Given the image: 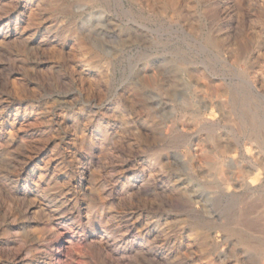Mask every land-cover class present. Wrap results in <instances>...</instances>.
<instances>
[{"label":"rangeland","instance_id":"374dc122","mask_svg":"<svg viewBox=\"0 0 264 264\" xmlns=\"http://www.w3.org/2000/svg\"><path fill=\"white\" fill-rule=\"evenodd\" d=\"M184 2L0 0V264L264 262V0Z\"/></svg>","mask_w":264,"mask_h":264},{"label":"bare ground","instance_id":"6f19581e","mask_svg":"<svg viewBox=\"0 0 264 264\" xmlns=\"http://www.w3.org/2000/svg\"><path fill=\"white\" fill-rule=\"evenodd\" d=\"M162 1V0H161ZM182 1V0H181ZM135 2V1H134ZM150 2V1H149ZM176 2V1H175ZM185 2H186V0H185ZM184 2V3H185ZM208 2V1H207ZM224 2V1H223ZM247 2V1H246ZM262 2V1H261ZM199 3V2H198ZM227 3V2H226ZM231 3V2H230ZM254 3V2H253ZM152 4V3H151ZM156 4V3H155ZM201 4V3H200ZM208 4V3H207ZM131 5V4H130ZM188 5V4H187ZM227 5V4H226ZM242 5V4H241ZM245 5V4H244ZM263 5V4H262ZM123 6V5H122ZM142 6V5H141ZM157 6V5H156ZM163 6V5H162ZM167 6V5H166ZM172 6H175V3L173 2V5ZM199 6V5H198ZM201 6V5H200ZM213 6H215V5H213ZM246 6V5H245ZM129 7V6H128ZM149 7V6H148ZM155 7V6H154ZM207 7V6H206ZM222 7V6H221ZM250 7V6H249ZM262 7V6H261ZM144 8V7H143ZM159 8V7H158ZM243 8H245V7H243ZM178 9V8H177ZM123 10V9H122ZM125 10V9H124ZM138 10V9H137ZM143 10V9H142ZM159 10V9H158ZM185 10V9H184ZM195 10L197 11L198 10V8L196 9L195 8ZM213 10V9H212ZM128 11V10H127ZM156 12H158L157 10H155ZM168 11V10H167ZM238 12L240 11V10H237ZM172 12V11H171ZM185 12V11H184ZM206 12H208V11H206ZM211 12V11H210ZM235 12V11H234ZM241 12V11H240ZM250 12V11H249ZM248 12V13H249ZM139 13V12H138ZM205 13V12H204ZM209 13V12H208ZM227 13V12H226ZM246 13H247V10H246ZM129 14H131V13H129ZM180 14V13H179ZM224 14H225V12H224ZM158 15V14H157ZM170 15H171V13H170ZM169 15V16H170ZM200 15V14H199ZM223 15V14H222ZM238 15V14H237ZM256 15H258V14H256ZM146 16H147V13H146ZM165 16V15H164ZM175 16V15H174ZM179 16V15H178ZM185 16V15H184ZM135 17V16H134ZM253 17V16H252ZM264 17V16H263ZM130 18V17H129ZM161 18V17H160ZM215 18V17H214ZM128 19V18H127ZM135 19H136V17H135ZM205 19H207V18H205ZM143 20V19H142ZM162 20H163V18H162ZM224 20V19H223ZM234 20V19H233ZM247 20V19H246ZM155 21V20H154ZM170 21H172V20H170ZM193 21V20H192ZM219 21V20H218ZM221 21V20H220ZM191 22V21H190ZM142 23V22H141ZM148 23V22H147ZM164 23H165V21H164ZM183 23V22H182ZM129 24V23H128ZM133 24H134V22H133ZM172 24H174V23H172ZM176 24V23H175ZM181 24V23H180ZM191 24V23H190ZM131 25V24H130ZM137 25H139V24H137ZM150 25V24H149ZM153 25V24H152ZM162 25H164V24H162ZM166 25V24H165ZM250 25H251V23H250ZM141 26V25H140ZM143 26V25H142ZM158 26V25H157ZM167 26V25H166ZM172 26V25H171ZM194 26V25H193ZM202 26V25H201ZM206 26V25H205ZM212 26H213V24H212ZM225 26V25H224ZM159 27V26H158ZM184 27V26H183ZM186 28H188L187 26H186ZM185 28V29H186ZM189 28H191V27H189ZM211 28V27H210ZM130 29V28H129ZM148 29V31H149V28H147ZM146 29V30H147ZM152 29V28H151ZM156 29H158V28H156ZM156 29L154 30V31H156ZM175 29H176V27H175ZM180 29H182V28H180ZM218 29V28H217ZM251 29H253V28H251ZM126 30V29H125ZM133 30V29H132ZM153 30V29H152ZM168 30V29H167ZM174 30V29H173ZM165 31V30H164ZM171 31V30H170ZM199 31H200V29H199ZM198 31V32H199ZM225 31H226V29H225ZM228 31V30H227ZM249 31V30H248ZM261 30H259V32H260ZM141 32V31H140ZM162 32V31H161ZM167 32H169V31H167ZM208 31H206V33H207ZM211 32V31H210ZM251 32V31H250ZM130 33V32H129ZM148 33H150V32H148ZM156 33V32H155ZM163 33V32H162ZM173 33V32H172ZM176 33V32H175ZM180 33V32H179ZM184 33V31H182V34ZM216 33V32H215ZM219 33H220V31H219ZM230 33V32H229ZM228 33V34H229ZM235 33V32H234ZM131 34V33H130ZM142 34V33H141ZM144 34V33H143ZM174 34V33H173ZM189 34H191L190 32H189ZM218 34V33H217ZM227 34V35H228ZM238 34V33H237ZM242 34V33H241ZM251 34V33H250ZM259 34V33H258ZM167 35V34H166ZM204 35V34H203ZM214 35V34H213ZM227 35H225V36H227ZM240 35V34H239ZM246 35H248V34H246ZM159 36V35H158ZM157 36V37H158ZM177 36V35H176ZM191 36V35H190ZM143 37V36H142ZM150 37V36H149ZM148 37V38H149ZM227 37H229V36H227ZM226 37V38H227ZM244 37V36H243ZM262 37V36H261ZM167 38V37H166ZM178 38V37H177ZM203 38H205V37H203ZM222 38V37H221ZM220 38V39H221ZM239 38V37H238ZM250 38V37H249ZM180 39V38H179ZM206 39V38H205ZM208 39H209V37H208ZM217 39H218V37H217ZM143 40V39H142ZM153 40V39H152ZM167 40V39H166ZM171 40V39H170ZM195 40V39H194ZM227 40V39H226ZM251 40V39H250ZM133 41V40H132ZM137 41V40H136ZM177 41V40H176ZM179 41V40H178ZM193 41V40H192ZM191 41V42H192ZM196 41V40H195ZM208 41V40H207ZM206 41V42H207ZM215 41V40H214ZM224 41H225V38H224ZM264 41V40H263ZM129 42V41H128ZM233 42V41H232ZM260 42V41H259ZM135 43V42H134ZM181 43V42H180ZM190 43V42H189ZM217 43V42H216ZM224 43V42H223ZM231 43V42H230ZM145 44V43H144ZM195 44V43H194ZM226 44V43H225ZM257 45H259V44H257ZM261 45H262V43H261ZM264 45V44H263ZM201 48L203 47L202 45H199ZM225 46V45H224ZM164 47V46H163ZM187 47V46H186ZM169 48V47H168ZM176 48H177V46H176ZM201 48H199L200 50H201ZM206 48V47H205ZM264 48V47H263ZM202 49H204V48H202ZM230 49V48H229ZM196 50V49H195ZM199 50V51H200ZM209 50V49H208ZM234 50V49H233ZM253 50V49H252ZM261 50H262V48H261ZM177 51V50H176ZM199 51H197L196 53H198ZM202 51V50H201ZM200 51V53H202ZM204 51V50H203ZM223 51V50H222ZM186 52V51H185ZM191 52V51H190ZM194 52V51H193ZM214 52V51H213ZM263 52V51H262ZM261 52V53H262ZM192 53V52H191ZM195 53V52H194ZM227 53V52H226ZM235 53V52H234ZM249 53V52H248ZM251 53V52H250ZM264 53V52H263ZM205 54H207V52L205 53ZM256 55H257V53H255ZM260 54V53H259ZM170 55V54H169ZM197 55V54H196ZM223 55V54H222ZM228 55V54H227ZM179 56V55H178ZM177 56V57H178ZM213 56V55H212ZM211 56V57H212ZM236 56V55H235ZM249 56V55H248ZM215 58H216V56H214ZM218 57V56H217ZM219 57H220V55H219ZM237 57V56H236ZM251 57V56H250ZM256 57V56H255ZM184 58V57H183ZM223 58V57H222ZM226 58H228V57H226ZM225 58V59H226ZM238 58V57H237ZM200 59V58H199ZM204 59V58H203ZM256 59V58H255ZM179 60H180V58H179ZM219 60H220V58H219ZM221 60H223V59H221ZM239 60H241V59H239ZM250 60V59H249ZM252 60V59H251ZM178 61V60H177ZM210 61V60H209ZM213 61V60H212ZM216 61H217V58H216ZM248 61V60H247ZM254 61V60H253ZM181 62V61H180ZM204 62V61H203ZM226 62V61H225ZM240 62V61H239ZM257 62V61H256ZM260 62V61H259ZM217 63V62H216ZM251 63V62H250ZM255 63V62H254ZM201 64V63H200ZM229 64V63H228ZM258 64V63H257ZM210 65H212L213 66V64H210ZM218 65V64H217ZM230 65V64H229ZM246 65V64H245ZM249 65V64H248ZM206 66V65H205ZM215 66V65H214ZM259 66V65H258ZM204 67V66H203ZM207 67V66H206ZM208 68H210V67H208ZM234 68V67H233ZM219 69V68H218ZM217 69V70H218ZM245 69H246V67H245ZM255 69V68H254ZM260 69H262V70H264V65H262V64H260ZM211 71V70H210ZM249 72V71H248ZM258 72V71H257ZM210 73V72H209ZM226 73V72H225ZM245 73V72H244ZM206 74H208V72L206 73ZM252 74V73H251ZM256 74V73H255ZM198 75V74H197ZM208 75H210V74H208ZM207 75V76H208ZM237 75V74H236ZM248 76H249V73H248ZM212 77V76H211ZM239 78V77H238ZM258 78V77H257ZM216 80V79H215ZM245 80V79H244ZM244 80H243V82H244ZM202 81V80H201ZM207 81V80H206ZM251 81V80H250ZM260 81V80H259ZM204 82V81H203ZM210 82V81H209ZM217 82V81H216ZM166 83V82H165ZM212 83V82H211ZM245 83H247L248 84V82H245ZM256 83V82H255ZM204 84V83H203ZM207 84V83H206ZM209 84V83H208ZM213 84V83H212ZM217 84V83H216ZM220 84V83H219ZM218 84V85H219ZM249 84H251V82H249ZM260 84V83H259ZM214 85V84H213ZM223 85V84H222ZM252 85V84H251ZM251 85H249V86H251ZM254 85V84H253ZM258 85V84H257ZM260 85H262V84H260ZM208 86V85H207ZM239 86V85H238ZM264 86V85H263ZM204 87V86H203ZM216 87H218V86H216ZM251 87H253V86H251ZM209 88V87H208ZM210 88H212V87H210ZM209 88V89H210ZM241 88V87H240ZM204 90H205V88H204ZM226 90V89H225ZM254 90H255V88H254ZM217 91V90H216ZM224 91V90H223ZM222 91V92H223ZM238 91V90H237ZM242 91V90H241ZM259 91V90H258ZM209 92H211V91H209ZM208 92V93H209ZM215 92V91H214ZM227 92V91H226ZM204 93V92H203ZM206 93H207V91H206ZM236 94H237V92H235ZM245 93V92H244ZM216 94H219V92L218 93H216ZM258 94V93H257ZM210 95V94H209ZM225 95V94H224ZM228 95V94H227ZM258 95H260V94H258ZM208 96V95H207ZM239 96V95H238ZM257 96V95H256ZM213 97V96H212ZM207 98V97H206ZM209 98V97H208ZM262 98H264V97H262ZM248 99V98H247ZM247 99L243 96V101H244V104L246 103V101H247ZM219 102H221V101H219ZM240 102V101H239ZM216 103V102H215ZM227 103V102H226ZM251 103H253V102H251ZM217 104V103H216ZM241 105V104H240ZM239 105V106H240ZM246 105V104H245ZM254 106H255V104H254ZM223 107V106H222ZM259 109V108H258ZM251 110V109H250ZM240 111V110H239ZM241 112V111H240ZM261 114V113H260ZM256 115V114H255ZM250 115V114H248V113H245L243 116H242V118H244V119H246L247 120V122L246 123H248V125H249V128L248 129H250V131H251V134H252V139H253V143H251V144H253V147L254 148H256L257 146L261 149L262 148V150L264 149V133H263V125H264V123L262 124V121L258 118H256V116L258 115ZM232 118V117H231ZM240 119L241 120V122H243V119ZM238 121V120H237ZM240 125V124H239ZM247 126V125H246ZM237 128V127H236ZM241 128V127H240ZM243 129V128H242ZM242 131V130H241ZM213 139V138H212ZM247 141V140H246ZM230 145V144H229ZM228 146V145H227ZM252 146H251V149L253 148ZM221 148V147H220ZM223 148H224V146H223ZM253 148V149H254ZM220 150V149H219ZM230 150V149H229ZM242 150V149H241ZM245 151H250V147H249V145L248 146H246L245 147ZM259 151V150H258ZM220 152V151H219ZM262 151H260V153H261ZM260 153L259 152H256V153H253L252 155H251V157H250V165H249V167L247 168V169H245L244 167H241V166H237V168H236V171L235 172H233V180H236V181H238V179H239V177H241V178H243V182H244V186L245 187H249V184H250V180H252L253 178V176L252 175H254V173H256V174H260V172H256V171H258V168L260 167V168H262V170H263V175H264V158L260 155ZM264 153V152H263ZM217 156V157H216ZM215 156V158H216V161H214V160H211V159H209V158H212V157H208V158H204L203 159V163H207L208 164V166H209V164L210 165H212V167H214L213 169H215V170H217L218 171V174H219V176H220V178H221V182L225 185H227L230 181H231V179H232V176L230 177V176H228L229 174V172L228 171H226L225 173H224V169H223V165H224V157H223V154H222V152H220L219 153V156L218 155H216ZM240 156V155H239ZM238 157V156H237ZM225 158H226V156H225ZM229 158V157H228ZM245 159V158H244ZM236 160V159H235ZM248 160V159H247ZM196 162V161H195ZM241 162H243V161H241ZM202 163V162H201ZM227 163H229V162H227ZM237 163V162H236ZM244 163V162H243ZM230 164V163H229ZM232 164V163H231ZM235 164V163H234ZM190 166V165H189ZM245 166H246V164H245ZM228 168V167H227ZM230 168V167H229ZM232 168V167H231ZM227 170V169H226ZM235 170V169H234ZM257 176V175H256ZM242 181V180H241ZM240 185V184H239ZM264 185V184H263ZM242 189V188H241ZM249 189V188H248ZM263 189V188H262ZM237 190V189H236ZM259 190V189H258ZM261 190V189H260ZM235 192V191H234ZM237 192V191H236ZM264 194V193H263ZM212 195V194H211ZM224 195V194H223ZM219 196V195H218ZM229 197V196H228ZM256 197H257V195H256ZM249 198V197H248ZM243 199V198H242ZM263 199V198H262ZM258 201H260V200H258ZM189 203V202H188ZM247 205L249 206L250 205V203H249V199L247 200V199H243V201L241 202V210H240V212L238 213V215H237V218H236V220L234 221V226L231 228V229H229V232L231 233V234H235L239 239H238V242L239 243H241L242 244V246L245 248V250L246 251H250V252H254L257 256H264V240L263 241H257V242H255V241H252V240H250V239H247V238H245L244 236H245V232L243 233L242 231H243V229L241 228L242 226V218H243V212H244V210L245 209H247ZM250 207V206H249ZM263 208V207H262ZM255 210H256V208H255ZM188 211V210H187ZM194 211V210H193ZM200 211V210H199ZM234 211V210H233ZM238 212V211H237ZM236 212V213H237ZM258 213H259V211H257ZM261 212V211H260ZM192 214V213H191ZM199 215V214H198ZM247 215V214H246ZM249 215V214H248ZM196 216V215H195ZM201 216V215H200ZM203 216V215H202ZM233 216H235V215H233ZM250 216V215H249ZM217 217V216H216ZM232 217V216H231ZM251 217V216H250ZM229 218V217H228ZM206 219V218H205ZM218 219V218H217ZM227 219V218H226ZM233 219V218H232ZM259 219V218H258ZM250 220V219H249ZM233 221V220H232ZM258 221V220H257ZM264 221V220H263ZM262 221V222H263ZM223 222V221H222ZM228 222V221H227ZM230 222V221H229ZM261 222V223H262ZM195 223V222H194ZM221 224V223H220ZM223 225V224H222ZM225 226V225H224ZM202 227V226H201ZM214 227V226H213ZM230 227V226H229ZM198 228V227H197ZM244 228V227H243ZM240 230H242L241 232H240ZM244 230H245V228H244ZM247 236V235H246ZM210 237V236H209ZM212 239V238H211ZM205 241V240H204ZM208 241V240H207ZM211 242V243H210ZM209 243H208V245L210 244V246H211V248L212 249H214L215 248V243L214 242H212V241H210ZM217 248V247H216ZM208 249V248H207ZM215 254H216V252H215ZM258 264H264V262H258Z\"/></svg>","mask_w":264,"mask_h":264}]
</instances>
